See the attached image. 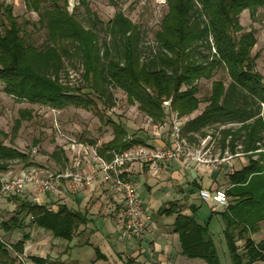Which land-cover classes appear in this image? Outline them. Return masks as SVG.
Segmentation results:
<instances>
[{
  "label": "trees",
  "instance_id": "trees-1",
  "mask_svg": "<svg viewBox=\"0 0 264 264\" xmlns=\"http://www.w3.org/2000/svg\"><path fill=\"white\" fill-rule=\"evenodd\" d=\"M49 1L42 6L46 0H26V7L38 15L40 28L46 30V41L40 47L28 41L11 8L1 6L4 21H8L2 23L0 32L3 93L19 103L90 110L98 105L112 109V91L119 90L155 125L163 123L168 113L186 119L181 126L185 142L212 137L209 129L216 127L218 158L226 154L248 158L243 168L229 174V187L224 190L228 205L221 216L231 264L264 262V240L255 243L248 236V231L256 232L264 222V75L255 70L257 56H252L255 31L243 32L240 24L245 11L254 20L264 9V0H166L167 12L153 36L155 49L149 51L142 47L140 27L122 12L104 23L90 12L87 0H77L87 13L85 26L68 12L67 0L62 5ZM100 34L106 37L103 42ZM67 61L82 67L83 86L71 87L62 81ZM219 70L226 72L229 83L213 81L203 110L187 119L202 103L198 82L210 81ZM28 118L30 112H21L12 133ZM104 125L112 128V139L99 146L86 145L104 160L144 145L121 123L109 119ZM59 154L66 166L64 152ZM209 157L215 159L211 153ZM16 161L23 164L22 169L32 166L28 154L0 142V172H7ZM12 200L17 204L12 216L0 222V264H15V254L22 255L28 236L10 244L3 235L26 228L28 218L29 226L67 241L87 223L85 214L63 205L49 210L43 203ZM167 205L159 213L175 215L172 230L178 235L181 255L220 264L207 224L182 214L176 204ZM239 240L244 241L241 248ZM31 260L42 263L38 258Z\"/></svg>",
  "mask_w": 264,
  "mask_h": 264
},
{
  "label": "crops",
  "instance_id": "crops-1",
  "mask_svg": "<svg viewBox=\"0 0 264 264\" xmlns=\"http://www.w3.org/2000/svg\"><path fill=\"white\" fill-rule=\"evenodd\" d=\"M139 129L144 130L132 136L142 140L148 150L155 151L169 146V135L166 138L163 136L164 126L144 125ZM111 139L112 135H109L104 143ZM91 159L89 155H84L83 173L88 172ZM223 159L202 165L193 162L187 164L185 160L179 159L165 166L160 173H154L147 165L138 163L126 166L123 176L135 184L139 200L148 215L146 229L139 238L123 243L118 241L114 226L117 201L106 197L101 177L76 194L62 186L60 195L42 197V203L49 210L63 205L85 214L87 223L78 228L71 240L57 239L49 232L29 226V218L25 221L26 228L3 236H10L14 243L22 240L24 235L28 236L22 253L25 264H37L32 262V257L40 259V264H204L200 260H190L181 255L178 235L172 230L175 215L167 216L159 211L168 208V203L176 204L182 214L193 215L200 224H207L212 239L217 237L222 242L223 238L227 250L225 225L221 216L227 206L213 208V204L201 199L200 191L212 192L228 188L229 174L243 168L248 158L241 154ZM70 168H73L71 157L65 169ZM203 204L209 212L208 215L200 216ZM16 206L14 200H0V212L4 210L11 213L9 217ZM9 217H0V222ZM248 236L255 243L264 240V222L260 223L256 232L248 231ZM243 243V240H239L237 245L241 248ZM15 264L21 263L17 261Z\"/></svg>",
  "mask_w": 264,
  "mask_h": 264
},
{
  "label": "rangeland",
  "instance_id": "rangeland-1",
  "mask_svg": "<svg viewBox=\"0 0 264 264\" xmlns=\"http://www.w3.org/2000/svg\"><path fill=\"white\" fill-rule=\"evenodd\" d=\"M60 5L63 0H56ZM49 0L43 3L42 6H48ZM87 5L90 12L95 14L99 20L106 23L111 20L115 13L120 11L132 22L137 24L141 30L142 47L144 50H154V33L158 29L162 17L167 12L166 0H87ZM1 6H9L12 14L17 18L18 24L25 31V36L28 41L37 47H40L46 41V30L40 28L38 24V15L26 7V0H0V32L4 21ZM67 10L73 13L75 18L83 25H87V13L81 5H78L77 0H67ZM240 24L243 27V32L254 30L257 38V43L252 50V56H257L255 70L264 75V9H260L254 20L250 19L247 11L240 16ZM106 40L104 34H100V42ZM65 72L61 78L65 84L71 87L83 86L82 67L78 62H65ZM222 80L225 84L229 83L227 74L223 70L215 72L210 81L202 80L198 82V97L202 101L199 110L190 119L198 115L204 108L205 98L208 97L213 81ZM115 103L112 109H104L98 105L97 109H76L67 107L63 110H55L48 106L33 105L28 103H19L12 97L5 95L0 84V142L6 146L12 145L20 152L26 153L29 156L31 167L44 172H60L65 170V162L60 156V150L64 152L65 157L74 159V154H77L79 145H90V142L97 146L104 143L109 135H112V128L105 126L107 120L119 122L122 125L129 126L127 132L130 136L138 134L140 127L149 125L153 127L155 124L144 114L139 112L137 106L130 105L125 95L119 90L112 91ZM30 112V118L22 120L19 129L13 134L15 121L18 120L21 112ZM167 112V111H166ZM186 119H177L175 115L168 113L167 117L161 124L164 126L165 138L169 135L171 138L172 127L175 122L182 124ZM150 131V128H148ZM216 127L209 129L212 137H207L202 141L185 142L190 149H204L215 158H218L220 153L219 140L215 130ZM2 134L7 136L3 138ZM148 134V133H147ZM217 139V140H216ZM10 140L11 144H10ZM56 154H58L56 156ZM86 155V154H84ZM58 156L60 158H58ZM69 156V157H68ZM221 156V155H220ZM82 161H83V156ZM89 157H92L90 154ZM224 157H229L226 154ZM220 159V158H218ZM221 160V159H220ZM65 167V168H64ZM23 168L20 162H13L8 173H16ZM64 168V169H63ZM138 194V193H137ZM139 197V196H138ZM209 209L203 204L200 216L208 215ZM11 213H6L4 210L0 212L1 218L9 217ZM200 223V222H199ZM3 240L10 244H15L10 236H3ZM217 254L221 264H231L227 253L223 238L220 242L219 238H213ZM179 246V244H178Z\"/></svg>",
  "mask_w": 264,
  "mask_h": 264
},
{
  "label": "built area",
  "instance_id": "built-area-1",
  "mask_svg": "<svg viewBox=\"0 0 264 264\" xmlns=\"http://www.w3.org/2000/svg\"><path fill=\"white\" fill-rule=\"evenodd\" d=\"M172 129L169 146L155 151L137 146L115 154L110 161H106L96 153L95 148L79 145L77 154L73 153V168L44 173L32 167L16 173L0 172V200L11 201L16 197H24L32 204H39L42 203L44 196L60 195L62 186L70 193L76 194L101 177L105 184L106 197L117 201L114 226L118 241L123 243L139 238L146 229L148 215L139 200L135 184L123 176L126 166L138 163L147 165L154 173H160L165 166L179 159L185 160L187 164L193 162L196 165L220 161L218 158H210L207 150L188 148L181 138V124L177 121ZM84 154L92 155L87 173L82 172V166H85ZM200 197L213 204V208L228 204L224 190L212 192L202 190ZM15 256L19 263L25 264L22 255Z\"/></svg>",
  "mask_w": 264,
  "mask_h": 264
}]
</instances>
